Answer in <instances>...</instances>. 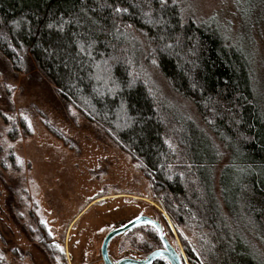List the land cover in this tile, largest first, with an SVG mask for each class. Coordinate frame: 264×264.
Segmentation results:
<instances>
[{"label":"trees","instance_id":"16d2710c","mask_svg":"<svg viewBox=\"0 0 264 264\" xmlns=\"http://www.w3.org/2000/svg\"><path fill=\"white\" fill-rule=\"evenodd\" d=\"M145 3L0 0V54L13 65L30 56L63 101L141 165L177 229L202 231L197 246L178 232L188 264H264V103L249 65L212 27L183 18L174 3ZM116 6L128 11L114 14ZM125 25L143 34L172 88L194 102L208 131L239 156L235 173L224 170L230 163L220 172V201L213 142L189 123L175 145L169 142L146 83L132 73ZM254 236L258 243L247 245Z\"/></svg>","mask_w":264,"mask_h":264},{"label":"rangeland","instance_id":"374dc122","mask_svg":"<svg viewBox=\"0 0 264 264\" xmlns=\"http://www.w3.org/2000/svg\"><path fill=\"white\" fill-rule=\"evenodd\" d=\"M167 1L183 18L212 27L243 56L264 103V0ZM137 2L146 5L145 0ZM120 30L132 73L146 83L169 142L175 145L176 133L188 123L213 142L220 201L221 170L230 163L224 170L235 173L239 156L223 137L208 131L194 102L172 88L143 34L126 25ZM194 48L200 59L204 46L198 42ZM139 216L161 223L188 264L178 232L197 246L202 231L185 224L177 229L155 199L141 165L63 101L30 56L13 65L0 54V264H103L100 247L106 233ZM255 236L247 245L257 242ZM160 247L154 229L140 225L114 238L108 254L113 262L143 259Z\"/></svg>","mask_w":264,"mask_h":264},{"label":"water","instance_id":"95a60500","mask_svg":"<svg viewBox=\"0 0 264 264\" xmlns=\"http://www.w3.org/2000/svg\"><path fill=\"white\" fill-rule=\"evenodd\" d=\"M140 225H148L154 229L157 238L161 243V247L152 250L143 259L122 258L117 262H113L108 254V247L111 241L117 236ZM100 257L103 264H153L156 260H165L168 264H184L182 255L165 237L161 223L147 216H139L124 225L118 226L107 232L101 243Z\"/></svg>","mask_w":264,"mask_h":264},{"label":"snow or ice","instance_id":"6c2138e0","mask_svg":"<svg viewBox=\"0 0 264 264\" xmlns=\"http://www.w3.org/2000/svg\"><path fill=\"white\" fill-rule=\"evenodd\" d=\"M166 3H167V0H160V4H161V6L166 5ZM127 11H128L127 8H121V7H119V6H116V7L113 9L114 14L125 13V12H127ZM128 27H131V25H129ZM8 119H12V117H8ZM25 119H27V118H25ZM29 127H31V124H30V123H29Z\"/></svg>","mask_w":264,"mask_h":264},{"label":"bare ground","instance_id":"6f19581e","mask_svg":"<svg viewBox=\"0 0 264 264\" xmlns=\"http://www.w3.org/2000/svg\"><path fill=\"white\" fill-rule=\"evenodd\" d=\"M147 202H149V203L152 204L155 208H157L158 210H160V211L162 212V210L160 209V207H159L156 203H154V202H152V201H150V200H147Z\"/></svg>","mask_w":264,"mask_h":264},{"label":"flooded vegetation","instance_id":"af4514ba","mask_svg":"<svg viewBox=\"0 0 264 264\" xmlns=\"http://www.w3.org/2000/svg\"><path fill=\"white\" fill-rule=\"evenodd\" d=\"M152 205V204H151ZM153 206V205H152Z\"/></svg>","mask_w":264,"mask_h":264}]
</instances>
